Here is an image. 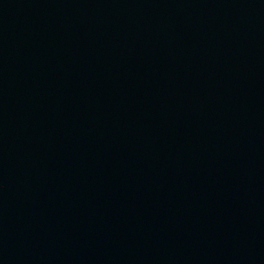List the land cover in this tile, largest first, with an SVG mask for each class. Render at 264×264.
<instances>
[{"label": "water", "instance_id": "1", "mask_svg": "<svg viewBox=\"0 0 264 264\" xmlns=\"http://www.w3.org/2000/svg\"><path fill=\"white\" fill-rule=\"evenodd\" d=\"M0 264H264V0H0Z\"/></svg>", "mask_w": 264, "mask_h": 264}]
</instances>
